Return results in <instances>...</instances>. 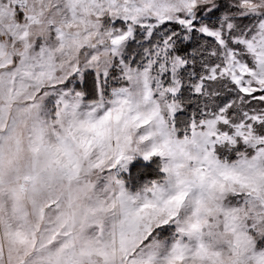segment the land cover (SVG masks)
Returning a JSON list of instances; mask_svg holds the SVG:
<instances>
[{"label":"snow or ice","instance_id":"6c2138e0","mask_svg":"<svg viewBox=\"0 0 264 264\" xmlns=\"http://www.w3.org/2000/svg\"><path fill=\"white\" fill-rule=\"evenodd\" d=\"M0 264H264V0H0Z\"/></svg>","mask_w":264,"mask_h":264}]
</instances>
